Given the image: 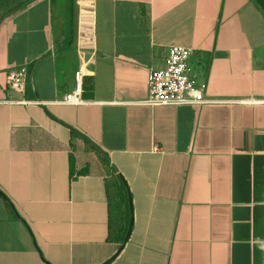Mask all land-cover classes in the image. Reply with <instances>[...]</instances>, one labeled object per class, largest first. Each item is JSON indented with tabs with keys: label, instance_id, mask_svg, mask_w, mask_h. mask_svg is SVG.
Segmentation results:
<instances>
[{
	"label": "crops",
	"instance_id": "obj_1",
	"mask_svg": "<svg viewBox=\"0 0 264 264\" xmlns=\"http://www.w3.org/2000/svg\"><path fill=\"white\" fill-rule=\"evenodd\" d=\"M175 44L224 102L145 103ZM241 99H264L255 0H0V264H264V103Z\"/></svg>",
	"mask_w": 264,
	"mask_h": 264
},
{
	"label": "built area",
	"instance_id": "obj_2",
	"mask_svg": "<svg viewBox=\"0 0 264 264\" xmlns=\"http://www.w3.org/2000/svg\"><path fill=\"white\" fill-rule=\"evenodd\" d=\"M194 54L192 47L175 44L169 48L163 66L151 69L149 72V95L145 103L150 105H181L222 103L224 100L206 99L204 91L206 83H198L191 75L190 59ZM28 75V67L12 69L8 78L11 86L17 90H24ZM76 91L68 94L61 102L80 103L83 72L78 70L75 75ZM21 103L29 101L22 99ZM228 102L264 103V99H241Z\"/></svg>",
	"mask_w": 264,
	"mask_h": 264
},
{
	"label": "trees",
	"instance_id": "obj_3",
	"mask_svg": "<svg viewBox=\"0 0 264 264\" xmlns=\"http://www.w3.org/2000/svg\"><path fill=\"white\" fill-rule=\"evenodd\" d=\"M260 6L261 8L264 10V0H255ZM92 88V82L90 81L88 84L86 82V85H83V94L85 95L86 91H90Z\"/></svg>",
	"mask_w": 264,
	"mask_h": 264
},
{
	"label": "water",
	"instance_id": "obj_4",
	"mask_svg": "<svg viewBox=\"0 0 264 264\" xmlns=\"http://www.w3.org/2000/svg\"><path fill=\"white\" fill-rule=\"evenodd\" d=\"M129 199H130V207H131V211H132V201H131V196L129 195ZM132 224H133V218H131V221H130V224H129V228H128V231L126 233V236H125V240H128L130 234H131V231H132ZM119 252V251H118ZM118 252L111 258L109 259L107 262H109L110 260H112L114 257H116V255L118 254Z\"/></svg>",
	"mask_w": 264,
	"mask_h": 264
}]
</instances>
